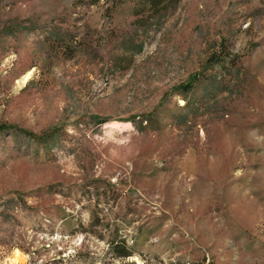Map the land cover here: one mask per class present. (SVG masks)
I'll use <instances>...</instances> for the list:
<instances>
[{"label":"rangeland","instance_id":"1","mask_svg":"<svg viewBox=\"0 0 264 264\" xmlns=\"http://www.w3.org/2000/svg\"><path fill=\"white\" fill-rule=\"evenodd\" d=\"M15 249L264 264V0H0V264Z\"/></svg>","mask_w":264,"mask_h":264},{"label":"bare ground","instance_id":"2","mask_svg":"<svg viewBox=\"0 0 264 264\" xmlns=\"http://www.w3.org/2000/svg\"><path fill=\"white\" fill-rule=\"evenodd\" d=\"M26 78L25 76L22 78V80L19 82L20 85L24 84ZM108 125H110L112 128H117L120 126V124L117 121H112L110 123H108ZM25 259L24 254L21 253V251L15 249L13 250L11 256L9 257V259L7 260L6 264H19L21 262H23Z\"/></svg>","mask_w":264,"mask_h":264},{"label":"trees","instance_id":"3","mask_svg":"<svg viewBox=\"0 0 264 264\" xmlns=\"http://www.w3.org/2000/svg\"><path fill=\"white\" fill-rule=\"evenodd\" d=\"M147 1H149V0H147ZM150 1H154V0H150ZM157 1V0H156ZM158 1H162V0H158Z\"/></svg>","mask_w":264,"mask_h":264}]
</instances>
